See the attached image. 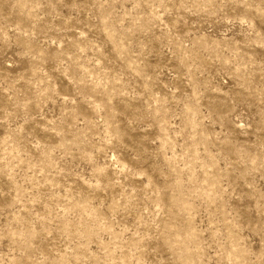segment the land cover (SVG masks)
<instances>
[{
	"label": "rangeland",
	"instance_id": "rangeland-1",
	"mask_svg": "<svg viewBox=\"0 0 264 264\" xmlns=\"http://www.w3.org/2000/svg\"><path fill=\"white\" fill-rule=\"evenodd\" d=\"M0 264H264V0H0Z\"/></svg>",
	"mask_w": 264,
	"mask_h": 264
}]
</instances>
